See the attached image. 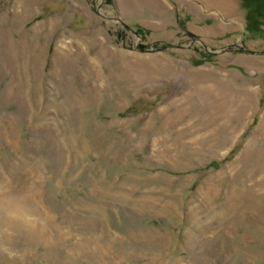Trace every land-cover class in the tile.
<instances>
[{
	"label": "rangeland",
	"instance_id": "374dc122",
	"mask_svg": "<svg viewBox=\"0 0 264 264\" xmlns=\"http://www.w3.org/2000/svg\"><path fill=\"white\" fill-rule=\"evenodd\" d=\"M215 1L0 0V264H264V0Z\"/></svg>",
	"mask_w": 264,
	"mask_h": 264
},
{
	"label": "crops",
	"instance_id": "0c3cea01",
	"mask_svg": "<svg viewBox=\"0 0 264 264\" xmlns=\"http://www.w3.org/2000/svg\"><path fill=\"white\" fill-rule=\"evenodd\" d=\"M195 1L201 2L202 4H203V2H207V0H195ZM233 7H234V5L232 3H229L228 0H216L215 4L213 5V8H214V10H216L218 15L222 11L221 14L225 15V16H231L233 14L231 12V9H233ZM202 9H203L202 5H200V7H199L200 12H195L194 15L201 14ZM218 25H222V24H218Z\"/></svg>",
	"mask_w": 264,
	"mask_h": 264
}]
</instances>
